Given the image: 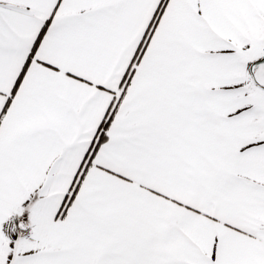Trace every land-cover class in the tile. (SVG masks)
Instances as JSON below:
<instances>
[{"label": "snow or ice", "instance_id": "6c2138e0", "mask_svg": "<svg viewBox=\"0 0 264 264\" xmlns=\"http://www.w3.org/2000/svg\"><path fill=\"white\" fill-rule=\"evenodd\" d=\"M0 264H264V0H0Z\"/></svg>", "mask_w": 264, "mask_h": 264}]
</instances>
